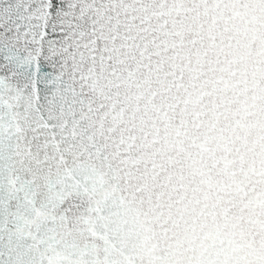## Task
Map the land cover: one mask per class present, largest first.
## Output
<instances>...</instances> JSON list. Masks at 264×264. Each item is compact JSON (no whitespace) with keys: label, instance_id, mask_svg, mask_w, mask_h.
<instances>
[{"label":"snow or ice","instance_id":"6c2138e0","mask_svg":"<svg viewBox=\"0 0 264 264\" xmlns=\"http://www.w3.org/2000/svg\"><path fill=\"white\" fill-rule=\"evenodd\" d=\"M0 264H264V0H0Z\"/></svg>","mask_w":264,"mask_h":264}]
</instances>
